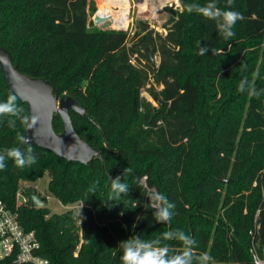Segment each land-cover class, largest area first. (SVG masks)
Here are the masks:
<instances>
[{
    "label": "trees",
    "instance_id": "trees-1",
    "mask_svg": "<svg viewBox=\"0 0 264 264\" xmlns=\"http://www.w3.org/2000/svg\"><path fill=\"white\" fill-rule=\"evenodd\" d=\"M207 2L165 6L169 18L161 33L142 19L130 31L97 26L90 16L99 20L95 0H0V45L20 71L50 80L58 98L77 99L87 114L70 111L74 128L100 151L82 164L24 144L37 163L20 168L9 159L0 171V198L25 229L36 231L40 254L51 264H121V240L137 234L153 240L161 228L192 236L194 250L208 252L215 264H253L251 231L258 225L254 240L263 257L264 137L246 132L254 122L264 132V102L249 106L252 118L243 124L234 111L222 116L217 95L243 71L249 48L264 43V0H234L244 18L230 40L219 36L215 21L185 7ZM216 2L220 9L228 6L227 0ZM198 41L223 54L200 55ZM255 72L252 65L246 77ZM253 85L264 88V74ZM10 94L0 67V101ZM17 103L29 116L27 103L19 97ZM9 119L0 117V151L20 147L25 132L26 125L17 120L12 128ZM53 125L63 131L58 113ZM47 172L55 197L65 205L82 203L80 226L77 208L51 213L47 206L18 203L20 181L34 182ZM117 175L131 186L129 194L107 202L110 178ZM145 192L175 203L170 224L155 221ZM214 226L219 231L211 238ZM162 242L182 251L178 240Z\"/></svg>",
    "mask_w": 264,
    "mask_h": 264
},
{
    "label": "clouds",
    "instance_id": "clouds-1",
    "mask_svg": "<svg viewBox=\"0 0 264 264\" xmlns=\"http://www.w3.org/2000/svg\"><path fill=\"white\" fill-rule=\"evenodd\" d=\"M227 5L225 9H220L217 7L216 0H208L204 5L188 3L185 7L190 13L195 12L208 20L215 21L219 36L224 40H230L236 34L234 28L237 22L243 20L244 17L242 13L234 10V0H227ZM197 48L200 55L209 54L210 52L214 56L223 54L215 46L202 45L201 41L197 42ZM237 90L240 93L247 91L249 95L257 98L264 94V88L257 89L254 85L250 84L247 77L241 78ZM17 100V95L10 94L6 100L0 101V117L7 116L14 118L8 120V125L12 128L16 127L17 120L24 125H28L30 120L34 124L36 118L24 115L25 110L17 103ZM20 143L22 145L30 143V141L26 136L21 135ZM9 159L14 161L15 165L20 168L35 165L38 160L31 147L26 151L22 147L17 146L5 148L0 151V171L7 168V161ZM125 172L126 169L124 170V174ZM123 177L117 175L115 179L110 178V193L106 200L107 202H118L122 196L129 194L131 186L124 181ZM137 185L142 187L140 184ZM145 194L150 200L148 207L156 209L153 213L155 221L162 224H170L173 216L176 214L175 203L169 201L162 193L145 192ZM80 215L82 216L81 208ZM170 240L180 241L182 251H176L168 243L162 242ZM195 247L196 240L180 229L167 230L161 233L160 237L147 241L142 239L140 234H137L120 241L119 248L122 250L120 261L121 264H215L214 258L208 252H197L194 250Z\"/></svg>",
    "mask_w": 264,
    "mask_h": 264
},
{
    "label": "water",
    "instance_id": "water-1",
    "mask_svg": "<svg viewBox=\"0 0 264 264\" xmlns=\"http://www.w3.org/2000/svg\"><path fill=\"white\" fill-rule=\"evenodd\" d=\"M111 20L103 23L104 29H109ZM0 67L11 91L22 103H27L29 117H35V123L26 125L24 136L30 146L52 151L56 156L65 158L68 162L88 164L100 155L99 149L93 147L81 137L74 128L70 111L86 115L85 108L69 94L58 98L53 92L50 80L44 77H33L22 72L14 65L11 53L0 45ZM62 118L63 131L57 132L53 125L54 115ZM24 144L21 145L22 147ZM24 193L34 207H44L46 197L40 195L35 187L27 186Z\"/></svg>",
    "mask_w": 264,
    "mask_h": 264
},
{
    "label": "rangeland",
    "instance_id": "rangeland-1",
    "mask_svg": "<svg viewBox=\"0 0 264 264\" xmlns=\"http://www.w3.org/2000/svg\"><path fill=\"white\" fill-rule=\"evenodd\" d=\"M95 3L97 7L96 11H100V14L98 15L99 20L93 14L94 12H91L90 16L97 26L103 27V23L106 20H111L112 25L110 28L130 31L135 28L136 21L138 19H142L149 21L152 27L161 33L166 32L163 24L169 18V14L164 9L165 6H179L178 0H95ZM145 4H147V6H145ZM248 51L250 52V54L248 56V61L243 66V71H239L240 73L235 74L229 84L221 90V92L224 91V93L220 92L219 95H217L219 104H221V106L226 110L224 113H222V116H227L230 114V111H234V114L240 116L243 124L249 123V121H251V119L249 121L247 120V118H252L250 115L249 106L254 102H264V98L251 96L247 91L244 93H240L237 90L239 81L242 77H246L248 75V70L252 65L256 66V72L254 73L252 78L247 77L250 84L253 85L256 79L262 77V75L264 74V43H262L259 47H250ZM156 60H158V57H156ZM242 68L240 70H242ZM143 94L152 99L145 91L143 92ZM152 101L154 100L152 99ZM154 103L156 104L155 101ZM246 133L248 135H251L252 138H257L256 136H259L260 138L264 137V132L256 122H254V126L252 128L250 127L248 129V132ZM111 179H114V176H111ZM49 181L50 174L48 172L34 182L21 180L19 185V192H21L22 195L19 196L18 194L19 203L31 205L32 203L30 201L25 200L26 196L24 194V188H26L27 186L35 187L40 195L46 197V206L49 208L51 213H62L68 209L77 208L79 212V218L77 222L80 226L82 224L80 215V208L82 210V203L76 202L68 203L65 205L50 192L48 185ZM107 183L109 182L107 181ZM225 189L226 188H224L223 192H225ZM220 212L221 216H223L225 208H221ZM217 220L218 219L216 217V223ZM193 226V223H190V227L192 230H194ZM218 231L219 230H216V226L209 229L211 238L217 236ZM163 232H165V230L161 228L156 232L155 235H161V233ZM251 252L253 253L252 248ZM255 252L259 256H261L258 251L255 250ZM262 258H264V255Z\"/></svg>",
    "mask_w": 264,
    "mask_h": 264
},
{
    "label": "built area",
    "instance_id": "built-area-1",
    "mask_svg": "<svg viewBox=\"0 0 264 264\" xmlns=\"http://www.w3.org/2000/svg\"><path fill=\"white\" fill-rule=\"evenodd\" d=\"M18 194L21 196L22 193L18 190L17 199ZM25 200L29 201L27 197ZM257 231L258 225L251 231L253 264H264V258L255 252L258 251L254 240ZM41 248L36 231L25 229L20 223L18 213L0 198V260H9L16 264H51L49 258L40 254Z\"/></svg>",
    "mask_w": 264,
    "mask_h": 264
},
{
    "label": "crops",
    "instance_id": "crops-1",
    "mask_svg": "<svg viewBox=\"0 0 264 264\" xmlns=\"http://www.w3.org/2000/svg\"><path fill=\"white\" fill-rule=\"evenodd\" d=\"M179 1V0H178Z\"/></svg>",
    "mask_w": 264,
    "mask_h": 264
}]
</instances>
